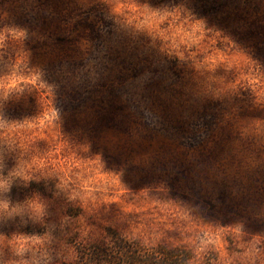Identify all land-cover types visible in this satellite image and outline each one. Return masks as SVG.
<instances>
[{
    "label": "rangeland",
    "instance_id": "rangeland-1",
    "mask_svg": "<svg viewBox=\"0 0 264 264\" xmlns=\"http://www.w3.org/2000/svg\"><path fill=\"white\" fill-rule=\"evenodd\" d=\"M120 237L264 264V0H0V264Z\"/></svg>",
    "mask_w": 264,
    "mask_h": 264
},
{
    "label": "trees",
    "instance_id": "trees-1",
    "mask_svg": "<svg viewBox=\"0 0 264 264\" xmlns=\"http://www.w3.org/2000/svg\"><path fill=\"white\" fill-rule=\"evenodd\" d=\"M80 259L83 264H188L190 254L180 248L163 246L145 249L136 242L126 241L120 237L109 247L96 246L94 249L89 248L88 252L85 247L81 251ZM201 264L211 263L206 261Z\"/></svg>",
    "mask_w": 264,
    "mask_h": 264
}]
</instances>
